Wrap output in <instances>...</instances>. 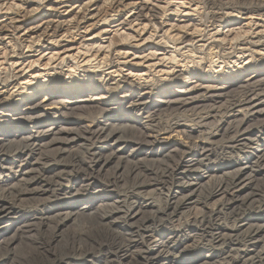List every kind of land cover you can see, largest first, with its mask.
I'll return each instance as SVG.
<instances>
[{"label":"bare ground","instance_id":"6f19581e","mask_svg":"<svg viewBox=\"0 0 264 264\" xmlns=\"http://www.w3.org/2000/svg\"><path fill=\"white\" fill-rule=\"evenodd\" d=\"M189 1L203 6V24L172 36L169 6L181 2L0 0L10 65L0 78V264H264V30L233 29L235 15L263 16L264 1ZM76 43L98 70L53 52ZM158 51L173 70L195 61L186 53L209 57L206 73L220 60H255L211 78L198 63L135 83L142 63L130 58ZM39 55L60 71L6 96L21 78L15 67ZM85 218L103 238L81 232L57 253L61 233ZM24 244L35 255L20 260Z\"/></svg>","mask_w":264,"mask_h":264},{"label":"rangeland","instance_id":"374dc122","mask_svg":"<svg viewBox=\"0 0 264 264\" xmlns=\"http://www.w3.org/2000/svg\"><path fill=\"white\" fill-rule=\"evenodd\" d=\"M169 2H173L174 4L180 3V2L184 3L177 10H176L177 7L175 5L169 6L170 11L168 12V15H170V18H168L169 19V23L167 24V29H170L171 25L173 26V28H172V30L170 32L172 34V36L175 35L176 33H178L180 30H181L182 33L187 32L186 29H183V26L185 27V25H189V28H191V25H193V24L194 25L197 24L199 26L203 24V22H200V16H202V14L204 13V11H203L204 9L201 8V7H203L202 5H197L196 2L189 1V0H169ZM179 5H181V4H179ZM235 16L239 19V20H236V21H238L239 24L234 26L233 29L234 28L235 29H239L241 27H245L246 28L248 23H250V21H252V23L250 24V28H252V30H253L252 32H256V31L258 32V31H263L264 30V15L263 16L254 15V16L251 17L250 15L240 14V16H238V15H235ZM30 20H32V18L27 19V21H30ZM170 20H171V22H170ZM226 26L227 25H224V26H222L220 28L221 32H224V33L228 32V30L230 28L226 27ZM237 27H239V28H237ZM202 29H204V28H202ZM210 29H212V28H210ZM111 36H113V35H111ZM159 36H161V33L159 34ZM160 40L161 39H157V40L154 39L152 41H149V43H148V44H150L149 47L144 48L142 51H138V53L140 52V54H137L138 56H140L139 58H144L145 55L146 56L149 55V53L152 51L151 44L155 43V42L159 43ZM78 48H79L78 44L76 43L74 48H72V50L69 51V53H64L65 50L59 49V47H58V50H54L53 52L57 53V52L61 51V53L59 55V56H61V58L67 57L69 59V61H72V63L74 65L75 64L76 65H80L82 67L81 70H84V69L89 70V71H93V69L94 70H98V69L95 68L97 66V62L93 61V62H89V64H88L86 62L87 60L83 61L85 56L82 55V54L84 52L80 51L81 49L79 50ZM169 51L170 50L168 49L166 52H169ZM81 52H82V54H81ZM158 52L159 53H157V57L151 58V59L149 57L146 60L145 59L144 60L143 59H135V60H133L134 57L130 58V61L132 60L130 65H135V64H138V63H142V64H140L139 68H137V69L135 68V72L134 73L137 76L132 78V80L135 83H141V84H147V83H151V82L155 83L156 80L164 83V82H167L170 78L173 77V75H174L176 70L177 71L179 69H182V70H185V69L197 70L195 65L198 64V63L200 65H202V68H204L205 74L207 75V77L209 76L211 78L212 76H216V75H219L220 73L224 72V70L226 72H229V73H235V72H237L239 70H243L245 68H248V66L253 64L254 60H255V57H254V59H252L251 57H249V55H246V57L241 59L236 64L233 63L234 61H230L232 63L229 64V66L226 65L225 63H223V60H220V61H217L216 64H214L215 66L213 68H211L208 73H206L207 70L209 69L211 63H209V57L207 58V56H205L204 54L201 55V54L197 53L196 56L195 55L192 56V54L190 55V54L186 53L185 56L196 57L195 61L193 62L192 59H189L187 61L189 63L186 64V65H183L181 68H178V65L174 64L176 66V69L173 70V68H171L173 66V64L170 61H168V60L164 61L162 59L163 55H158V54H163L165 52L164 51H158ZM78 54H81V58L77 57ZM69 55L70 56L74 55V57H77L78 59L72 60V58H70ZM113 55H114V53H113ZM40 57H42L40 63L35 65L31 69H29V68L26 69V65L27 64L26 65H22L23 67L22 66L15 67V72L17 71L18 74L21 72V74H20L21 78L18 81L15 82L16 84L7 87L6 96L9 97L12 94H13V96H16L18 93H22V95L26 94V91L28 90L29 85H34V84L37 85L41 81H45L46 78L51 77V76L55 75L56 72L60 71L59 69L58 70H53L55 67L60 68L59 64H58L59 60L57 61V59H55V61H53V62L48 64V61H47L48 56H40L39 55V57H37V58H40ZM114 57H115V55H114ZM202 57L203 58L205 57V59L203 60V62H200L199 58H202ZM141 60H143V61H141ZM179 60H181V58H179ZM71 64H69V66H71ZM148 65L153 67V68L149 67L150 69L148 70L147 69ZM8 66H10V65H7L6 62H4L3 53L1 52L0 53V78H1V76H3L4 72L9 69ZM67 66H65L64 69H63L66 74H67V72L69 70H71L69 68V66L68 67ZM5 67H6V69H5ZM228 68H230V69H228ZM114 69H111L110 71L111 72L115 71L116 69L115 70ZM125 70H127V68ZM147 70H148V72H147ZM102 72L103 71H99L98 73H96V75L95 74L91 75L90 73H86V76L93 78L95 76H100L102 74ZM106 72H109V71H106ZM129 72L130 71H128V72L127 71H123L122 73L129 74ZM83 74L84 73L82 72L81 75H83ZM110 74H112V76H114L117 81L120 80V78H121V76H118L117 73L116 74L115 73H110ZM34 75L37 76L38 79H34V77H35ZM140 75H142V76H140ZM138 76H140V79H138L139 78ZM88 77H86V78H88ZM102 77H104V75H102ZM40 78H42V80H40ZM65 78L67 79V78H72V77H70V75H68V76L66 75ZM116 80H115V82H117ZM16 86H18V87H16ZM41 97L42 96H40V98ZM213 126L214 125H210L209 129L211 127H213ZM217 128H218V123L216 124V127L214 126L213 129L216 130ZM213 129H212V131H214ZM260 188L264 190V184H261ZM21 223H23V220H20V221L16 220V223H14V226H18ZM81 232L85 233L86 237L97 236L98 238H101V239L103 238V236H101L102 234L98 233V230L92 224V221H90L89 218H85L83 223H80V227H75V225H74L73 229H70V230H68L66 232L63 231L61 233V237L62 238L59 240V243L56 244L55 251L58 253V252H60L62 250H65L66 248L70 250V248L72 247V243H73V237L77 236ZM50 234H51V231H47V232L45 231L43 234H42V232H40L39 237L41 239L47 238V237L50 236ZM64 236H66L65 239L63 238ZM86 237L84 239H87ZM65 241H67V243H65ZM32 246H34V245H30V244L25 245L24 244L21 247V249L18 250V253H17L18 259L25 260L29 256H34L35 255V250H34V247H32Z\"/></svg>","mask_w":264,"mask_h":264}]
</instances>
